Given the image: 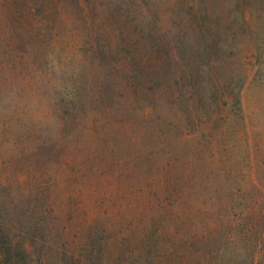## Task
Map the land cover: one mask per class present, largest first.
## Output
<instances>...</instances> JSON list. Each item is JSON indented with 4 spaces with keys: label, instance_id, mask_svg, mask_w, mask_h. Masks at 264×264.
I'll return each mask as SVG.
<instances>
[{
    "label": "rangeland",
    "instance_id": "1",
    "mask_svg": "<svg viewBox=\"0 0 264 264\" xmlns=\"http://www.w3.org/2000/svg\"><path fill=\"white\" fill-rule=\"evenodd\" d=\"M0 264H264V0H0Z\"/></svg>",
    "mask_w": 264,
    "mask_h": 264
},
{
    "label": "trees",
    "instance_id": "2",
    "mask_svg": "<svg viewBox=\"0 0 264 264\" xmlns=\"http://www.w3.org/2000/svg\"><path fill=\"white\" fill-rule=\"evenodd\" d=\"M35 4V3H33ZM130 59L127 60L128 62H130ZM192 94V93H190ZM155 172V171H154ZM155 173H158V171H156ZM225 208L227 209V212L230 213V210L232 209V206H231V201H228L225 205ZM246 209L248 210V208H244L243 212L239 214V217L236 218L234 221L233 220H229V224H228V228L231 229V228H234V227H237V228H240V227H243V225H245L246 223V226H248V228L250 229V232H252L254 230V227L255 225L253 223H256V222H253V217L256 213H254L255 211H253L251 209V211H246ZM230 232V230H229Z\"/></svg>",
    "mask_w": 264,
    "mask_h": 264
}]
</instances>
